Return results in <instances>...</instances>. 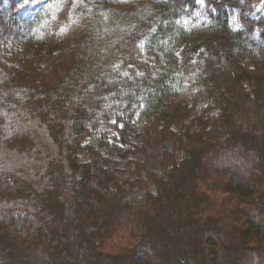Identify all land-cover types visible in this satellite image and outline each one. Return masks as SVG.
<instances>
[{"label":"trees","instance_id":"1","mask_svg":"<svg viewBox=\"0 0 264 264\" xmlns=\"http://www.w3.org/2000/svg\"><path fill=\"white\" fill-rule=\"evenodd\" d=\"M0 264H264V0H0Z\"/></svg>","mask_w":264,"mask_h":264},{"label":"rangeland","instance_id":"2","mask_svg":"<svg viewBox=\"0 0 264 264\" xmlns=\"http://www.w3.org/2000/svg\"><path fill=\"white\" fill-rule=\"evenodd\" d=\"M262 13V7L259 6L254 14V16L259 17ZM198 17H202V13L197 14ZM233 27L239 28V22L235 19L232 23ZM204 105H199L195 112L192 113L191 118L196 114L200 113ZM112 123V125H111ZM114 121L107 123L100 115H98L95 119H92L89 122V127L91 131L94 133L95 137H100L104 133L108 134L110 140H113L114 137H118V133L116 129L113 127ZM147 126L144 124H140L137 127V132L130 136V148H132L135 153L131 155L128 159L124 160L119 157L113 159L114 163H110L108 167L121 179H138L143 178L146 179V173L148 171L161 174L163 171L159 160L163 157V153L165 151H173V143L166 140H156L155 133L146 132ZM105 157H108V152H104ZM84 160H88L94 173L97 175L95 178V182L97 184L102 181L103 174L101 172V168L104 167V164L99 161L98 158L90 157L82 155ZM138 162V163H137ZM141 164L144 169L143 172L139 174L135 173V169L138 167L137 164ZM147 183V182H145ZM151 191L153 193L156 192V187L150 182L144 184L138 188V191ZM100 221V220H98ZM147 231L151 233L150 230ZM139 258L144 260L146 256H139Z\"/></svg>","mask_w":264,"mask_h":264}]
</instances>
